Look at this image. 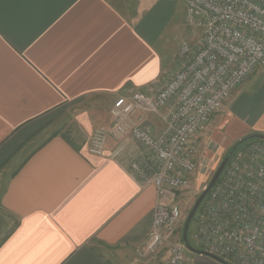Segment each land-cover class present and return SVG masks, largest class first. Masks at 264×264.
<instances>
[{
  "label": "crops",
  "instance_id": "obj_1",
  "mask_svg": "<svg viewBox=\"0 0 264 264\" xmlns=\"http://www.w3.org/2000/svg\"><path fill=\"white\" fill-rule=\"evenodd\" d=\"M164 14V0H0V264H135L156 202L130 169L141 145L87 148L100 106L110 120L118 95L166 83ZM183 264L223 263L189 251Z\"/></svg>",
  "mask_w": 264,
  "mask_h": 264
},
{
  "label": "built area",
  "instance_id": "obj_2",
  "mask_svg": "<svg viewBox=\"0 0 264 264\" xmlns=\"http://www.w3.org/2000/svg\"><path fill=\"white\" fill-rule=\"evenodd\" d=\"M184 3L187 23L201 31L193 55L157 92L118 95L109 123L93 131L87 148L101 156L108 139L131 138L146 151L130 161L138 181L156 195L151 228L137 253L164 247L166 264H183L190 251L178 239L176 198L195 172L198 136L233 91L264 69V0ZM188 51L183 41L180 54ZM149 116L163 124L157 133L145 124ZM191 221L187 238L194 249L228 264H264V140L251 138L233 149Z\"/></svg>",
  "mask_w": 264,
  "mask_h": 264
},
{
  "label": "rangeland",
  "instance_id": "obj_3",
  "mask_svg": "<svg viewBox=\"0 0 264 264\" xmlns=\"http://www.w3.org/2000/svg\"><path fill=\"white\" fill-rule=\"evenodd\" d=\"M185 10V7L183 10L182 0H164V15L166 18V42L164 53L165 68L167 71L179 69L183 62L193 55L199 44L201 31L199 28L193 27L187 23L185 19ZM183 41L189 44V51L186 55L180 54V47ZM100 109L101 118L98 121L91 122L93 130L90 137L97 127L106 125L109 122L108 116L105 114V106H100L99 111ZM227 110L238 115L246 125H248L249 121L251 125L248 131L239 135H234L233 133H236L238 126L237 124L227 123ZM263 118L264 69L253 72L233 91L229 99L212 116L208 125L198 136V153L196 156L195 172L188 186L179 192L176 198L181 207V227L178 239L182 240L181 233L183 231V226L196 200L213 178L221 162L228 156V153L233 150L237 142L247 136L264 134ZM223 120L225 121L222 122ZM64 124L66 125V122ZM68 126L71 132H73V130H75V133L76 131L79 133L83 132V129L79 127L76 121L68 122ZM136 152H138L140 157H145L146 155V151L142 147H139V149L137 148ZM191 222L189 225L190 230ZM187 235H189L188 231ZM137 250L133 252V263L135 264H146L149 260L153 261L155 264H163L164 260H166V253L163 252L166 251V248L158 254L139 255Z\"/></svg>",
  "mask_w": 264,
  "mask_h": 264
},
{
  "label": "water",
  "instance_id": "obj_4",
  "mask_svg": "<svg viewBox=\"0 0 264 264\" xmlns=\"http://www.w3.org/2000/svg\"><path fill=\"white\" fill-rule=\"evenodd\" d=\"M252 138H258V139H262L264 140V134H254L252 135ZM233 151V150H232ZM232 151L230 152V154L221 162L220 166L218 167L217 171L215 172L213 178L210 180L209 184L205 187V189L203 190V192L201 193V195L198 197V199L196 200L195 204L193 205L191 211L189 212L187 218H186V221H185V224L183 226V231H182V240L183 242L186 244L187 248L190 250V251H193V252H196V253H200V254H204V255H207L215 260H218L220 262H222L223 264H228L227 262H225L224 260L216 257V256H213V255H210L206 252H203V251H199V250H196L194 249L192 246H190L189 242H188V238H187V231H188V228H189V225H190V222L197 210V208L199 207L200 203L202 202V200L205 198V196L207 195V193L209 192V190L211 189V187L214 185V183L216 182V180L218 179L221 171L223 170L225 164L227 163L228 159H229V156L231 155Z\"/></svg>",
  "mask_w": 264,
  "mask_h": 264
},
{
  "label": "trees",
  "instance_id": "obj_5",
  "mask_svg": "<svg viewBox=\"0 0 264 264\" xmlns=\"http://www.w3.org/2000/svg\"><path fill=\"white\" fill-rule=\"evenodd\" d=\"M251 138H252V135H251V136H247V137L241 139L240 141L237 142V144L235 145V147H238L240 144H242L243 142H245L246 140L251 139ZM235 147H234V148H235ZM234 148H233V149H234ZM231 151H232V150H231ZM231 151H230V152H231ZM230 152L228 153V155L230 154Z\"/></svg>",
  "mask_w": 264,
  "mask_h": 264
}]
</instances>
